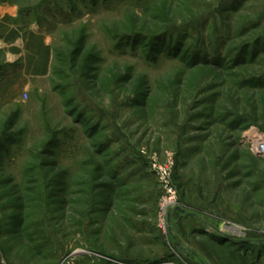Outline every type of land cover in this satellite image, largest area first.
Masks as SVG:
<instances>
[{
    "label": "rangeland",
    "instance_id": "obj_1",
    "mask_svg": "<svg viewBox=\"0 0 264 264\" xmlns=\"http://www.w3.org/2000/svg\"><path fill=\"white\" fill-rule=\"evenodd\" d=\"M264 0H0V264H264Z\"/></svg>",
    "mask_w": 264,
    "mask_h": 264
},
{
    "label": "built area",
    "instance_id": "obj_2",
    "mask_svg": "<svg viewBox=\"0 0 264 264\" xmlns=\"http://www.w3.org/2000/svg\"><path fill=\"white\" fill-rule=\"evenodd\" d=\"M254 150L258 151L262 159L264 160V140L263 139L260 138L258 141L255 142Z\"/></svg>",
    "mask_w": 264,
    "mask_h": 264
}]
</instances>
